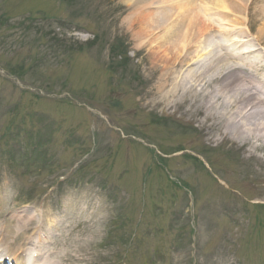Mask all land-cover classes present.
<instances>
[{
	"label": "rangeland",
	"instance_id": "1",
	"mask_svg": "<svg viewBox=\"0 0 264 264\" xmlns=\"http://www.w3.org/2000/svg\"><path fill=\"white\" fill-rule=\"evenodd\" d=\"M227 1L0 0V225L43 207L62 264H264V0ZM178 23L226 61L165 108Z\"/></svg>",
	"mask_w": 264,
	"mask_h": 264
},
{
	"label": "bare ground",
	"instance_id": "2",
	"mask_svg": "<svg viewBox=\"0 0 264 264\" xmlns=\"http://www.w3.org/2000/svg\"><path fill=\"white\" fill-rule=\"evenodd\" d=\"M263 29L264 27L262 28V30ZM157 40L159 42L156 46L158 51L163 52V56L167 58V61L172 62L169 66V70L165 74H163V77L160 80L157 92L152 100V103L154 105L163 106L165 108H173L185 103L189 95H192V97L196 96L194 94L193 88H195L196 91L199 89V87H201L202 89L205 88L206 81H204V79L206 78L208 72L211 71V69L219 70L221 69L222 64L225 65L224 63L226 60L223 55L214 53L210 57L211 63L206 66H199V59L203 56V54L200 53V50H204L206 48L205 45L209 39H202L200 38V36L193 38L189 37L188 34L182 33L180 25L179 27H176V25L170 26L164 33H162V35L157 37ZM185 48L187 50L183 54ZM176 49H178L179 51L178 55L176 57L170 56L174 51H176ZM187 63L188 65L186 67V70H188V74H191L192 78L196 79H194V87L188 86L186 78L188 79L189 77L188 75L185 76L183 74V70L180 69L183 65ZM197 68H199V74H194L193 70ZM201 69H203L205 72L200 73ZM216 81L220 82V80L218 79H216ZM222 81L228 89H230L232 85H235L237 83V80L234 81L232 78L229 77L223 78ZM236 102H240L239 107L243 106L245 108L247 106H252L256 110L259 107L264 108V100L258 99L255 93H251L248 96L244 95L243 98H240ZM202 107L206 110L205 113L208 116V120H212V116L209 114V111H211L214 107L212 101H203ZM240 111L242 112L243 110L240 109ZM263 112L264 111L262 110H257V112H253L251 115V117H255L253 119H257L254 127L261 133H264ZM224 128L226 129L224 131H227L232 138H235L236 140L239 139L237 138V136L239 134V129L242 128L239 123L227 122ZM33 216L34 218L36 217L35 215ZM30 226L31 221L29 220L27 224V229L30 228ZM4 230H7V228ZM23 230L24 227L22 225H16L15 227H12L11 230L10 228L7 230V232L10 231V233L7 235L8 241L7 238L4 236L5 241L0 242V264H7L6 259L12 252L9 248L16 247L19 244V235L23 232ZM31 245H34V243L31 242ZM44 246L50 254L54 252L52 249H49L46 245ZM14 252L16 264H25L28 262V259H30V262H28V264H32L34 261H37L39 264H41V258L34 257L30 253V247L26 250H21V248H19ZM57 263L58 262H55L53 264Z\"/></svg>",
	"mask_w": 264,
	"mask_h": 264
}]
</instances>
